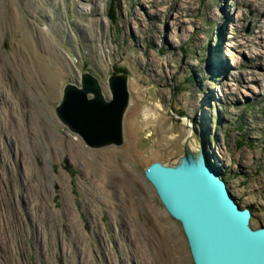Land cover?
I'll return each instance as SVG.
<instances>
[{"label": "rangeland", "instance_id": "374dc122", "mask_svg": "<svg viewBox=\"0 0 264 264\" xmlns=\"http://www.w3.org/2000/svg\"><path fill=\"white\" fill-rule=\"evenodd\" d=\"M263 21L264 0H0V264H193L144 177L178 166L191 131L264 228V44L233 48ZM86 73L107 100L127 76L120 147L55 115Z\"/></svg>", "mask_w": 264, "mask_h": 264}, {"label": "water", "instance_id": "95a60500", "mask_svg": "<svg viewBox=\"0 0 264 264\" xmlns=\"http://www.w3.org/2000/svg\"><path fill=\"white\" fill-rule=\"evenodd\" d=\"M107 84L110 100L95 77L83 74L80 87L65 85L54 109L59 122L93 150L124 143L127 76L112 74ZM185 124L191 129L188 121ZM192 135L184 141L178 166L153 163L144 171L145 179L166 212L181 224L193 264H264V228L250 227V211L240 208L198 147L193 146L198 161L188 155Z\"/></svg>", "mask_w": 264, "mask_h": 264}, {"label": "bare ground", "instance_id": "6f19581e", "mask_svg": "<svg viewBox=\"0 0 264 264\" xmlns=\"http://www.w3.org/2000/svg\"><path fill=\"white\" fill-rule=\"evenodd\" d=\"M180 13H181V11H180ZM180 13L177 11V16L174 18V20H178V18L182 15ZM257 14H258V11H257ZM258 27H259L258 29L263 28L264 27V21L261 22V26H258ZM229 38L231 40H233V41L234 40L236 41V38H239V35L237 34V32L231 33V36H229ZM244 40L245 41L243 43H238L236 41L237 43L235 45H233V48H236L237 49L239 47H243V48L246 47L247 50L249 48H251L254 51H258L260 49L261 45L264 44V33L261 34L259 37H258V35H253V37H251L249 39H244ZM254 55H255V57H254V59H255L256 58V54H254ZM216 59H217L216 60L217 61L216 66H217V68H220L221 69L222 68L221 65H222L223 60H222V58H218V57H216ZM147 117H148V115H147ZM154 119H156V117H154ZM187 152H188V155L190 157H193L196 161H198L199 154L197 153V151L195 150V148H193V146H191L190 144H187Z\"/></svg>", "mask_w": 264, "mask_h": 264}]
</instances>
